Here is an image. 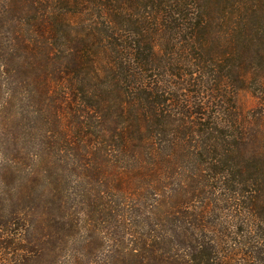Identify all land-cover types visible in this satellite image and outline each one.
I'll use <instances>...</instances> for the list:
<instances>
[{
	"label": "trees",
	"instance_id": "16d2710c",
	"mask_svg": "<svg viewBox=\"0 0 264 264\" xmlns=\"http://www.w3.org/2000/svg\"><path fill=\"white\" fill-rule=\"evenodd\" d=\"M0 264H264V0H0Z\"/></svg>",
	"mask_w": 264,
	"mask_h": 264
},
{
	"label": "rangeland",
	"instance_id": "374dc122",
	"mask_svg": "<svg viewBox=\"0 0 264 264\" xmlns=\"http://www.w3.org/2000/svg\"><path fill=\"white\" fill-rule=\"evenodd\" d=\"M240 100L247 101V105H253L255 102H253L254 99L249 98V96L246 93H241Z\"/></svg>",
	"mask_w": 264,
	"mask_h": 264
}]
</instances>
